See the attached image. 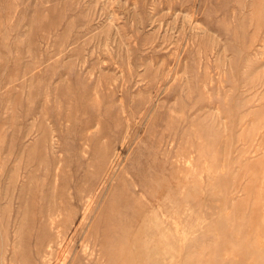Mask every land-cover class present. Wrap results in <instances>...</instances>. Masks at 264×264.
<instances>
[{"label": "rangeland", "instance_id": "rangeland-1", "mask_svg": "<svg viewBox=\"0 0 264 264\" xmlns=\"http://www.w3.org/2000/svg\"><path fill=\"white\" fill-rule=\"evenodd\" d=\"M0 264H264V0H0Z\"/></svg>", "mask_w": 264, "mask_h": 264}, {"label": "bare ground", "instance_id": "bare-ground-1", "mask_svg": "<svg viewBox=\"0 0 264 264\" xmlns=\"http://www.w3.org/2000/svg\"><path fill=\"white\" fill-rule=\"evenodd\" d=\"M62 263V262H61Z\"/></svg>", "mask_w": 264, "mask_h": 264}]
</instances>
